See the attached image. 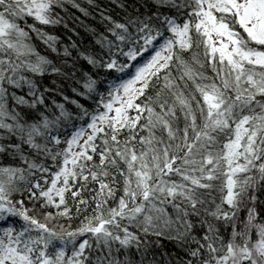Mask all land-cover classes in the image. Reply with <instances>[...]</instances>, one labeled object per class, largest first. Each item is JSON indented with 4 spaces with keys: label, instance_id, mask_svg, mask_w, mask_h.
<instances>
[{
    "label": "snow or ice",
    "instance_id": "obj_1",
    "mask_svg": "<svg viewBox=\"0 0 264 264\" xmlns=\"http://www.w3.org/2000/svg\"><path fill=\"white\" fill-rule=\"evenodd\" d=\"M71 3L87 70L65 0H0V264H264V0Z\"/></svg>",
    "mask_w": 264,
    "mask_h": 264
},
{
    "label": "trees",
    "instance_id": "obj_2",
    "mask_svg": "<svg viewBox=\"0 0 264 264\" xmlns=\"http://www.w3.org/2000/svg\"><path fill=\"white\" fill-rule=\"evenodd\" d=\"M77 2L81 3L82 6L84 7H89L87 0H77ZM120 0H95V4L99 5L101 8H106L108 9L105 12V15H111L113 19H121L124 16V12L118 7ZM128 2H131V0H128ZM65 9L66 11L61 12L62 16H65L69 23H68V28H65L63 24L57 25L55 27L49 28V31H52L55 35L59 37V44L61 46L63 45H68L69 50L72 52V55L74 57H77V67H83L85 70L89 68V65L87 64V61L84 60L83 58H79L77 55L78 51H95L96 46L94 44V38L93 34L89 32L79 21H84L85 25H92L97 28L98 31H103V26L100 22V18L98 14H93L91 16L85 17L83 16L78 9L74 8L72 6L71 0H65ZM89 11L92 12L93 9L89 7ZM79 17V20H73L72 17ZM75 43L76 49H72L70 46ZM54 79L52 76H46L45 80L46 81H51ZM58 83H64L66 84L67 82L63 81H57ZM71 87H76V85L73 83L71 84ZM71 87H65L64 92L65 95L68 96H73V93L71 92ZM56 99H60L59 96L56 97ZM81 103H84L83 100H81ZM90 106V105H89ZM68 107L73 108L74 106L68 105ZM130 114H135L134 112L130 111ZM71 133V129H69V135ZM50 163V162H49ZM55 170V169H53ZM43 182V181H41ZM79 187V185H76ZM95 187H98L97 185H94L91 181H89L87 188L88 189H93ZM95 193L92 191H85L83 193V196L88 200V205L87 208H85V205L81 204L80 205V214H76V207L74 202L69 199L68 203L70 205V213H71V220L65 217H61L59 219L52 220L50 222L51 225H56V224H63L65 227H68L69 224L73 228L77 227L80 223V221L84 218V216L91 215L93 212L94 208V202L92 201L91 197ZM120 192L119 190L117 191V198L119 197ZM19 198V197H17ZM110 201V205H111ZM26 206H28L26 204ZM54 211V209H53ZM12 222L18 223L19 220L18 218H15L14 220L12 218H9ZM5 226L2 221H0V227ZM131 227V226H130ZM85 238L83 235L77 237V241ZM153 240L156 239L155 237L152 238ZM160 244L164 246V248L167 251H174L175 250V244L173 241L168 240L166 237H160ZM94 243V241H93ZM68 254H71L72 247L71 245L68 246L66 249Z\"/></svg>",
    "mask_w": 264,
    "mask_h": 264
}]
</instances>
